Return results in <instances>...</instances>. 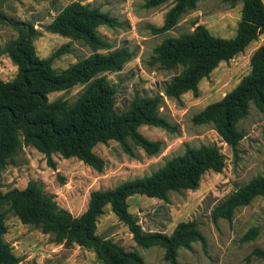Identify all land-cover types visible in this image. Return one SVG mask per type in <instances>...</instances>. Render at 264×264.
I'll use <instances>...</instances> for the list:
<instances>
[{
  "label": "trees",
  "instance_id": "1",
  "mask_svg": "<svg viewBox=\"0 0 264 264\" xmlns=\"http://www.w3.org/2000/svg\"><path fill=\"white\" fill-rule=\"evenodd\" d=\"M168 0H147V7L160 5ZM198 0H174L166 11L164 22L154 27L164 32L173 27L180 16L195 7ZM234 4L238 0H223ZM241 17L236 33L231 37L213 35L204 25H197L189 32L164 38L154 48V61L167 69L181 68L164 85V95L180 98L183 93L198 95V84L208 77L222 61H227L264 33V2L241 0ZM0 0V21H4ZM116 23L107 12L89 3L73 1L64 6L46 30L72 40H82L91 53L66 68L58 70L53 61L70 52L71 41L61 45L46 57H39L33 43L36 30L30 23H13L17 37L8 40L2 52L7 53L17 65L15 77L0 79V176L1 172L24 145H32L42 152L50 166H55L54 153L63 157H77L100 171L104 160L93 147L98 143L116 140L122 149L132 154V144L147 154H156L162 142L150 140L138 130L142 124L167 130L174 127L160 114L163 95H135L124 110L115 105L116 89L105 71H118L131 57L126 47L111 51L99 35L101 24ZM86 84L73 102L58 97L49 100L48 94ZM253 103L264 113V42L250 57V71L220 100L206 105L194 116L196 123H212L222 140L238 157V144L243 132L238 121L244 118ZM225 155L214 144L187 146L182 154L167 159L149 175L121 182L113 188L91 191L86 209L79 215L59 207L53 196L43 190L36 180L26 187L2 191L0 181V264H17L11 245L4 239L7 230L6 214L12 211L22 223L38 226L44 233H52L58 242L76 243L92 248L103 264H144L135 250H126L110 239L96 234L98 217L104 207L124 222L141 246L164 247V258L176 264L180 246L189 247L193 241L205 246V238L194 220L177 223L170 234L144 231L136 217L128 210V197L141 194L165 199L170 191L196 188L202 175L220 171ZM264 198V175H257L219 200L211 211L214 221L225 218L231 222L239 206L248 205L255 197ZM7 206V207H5ZM255 228L249 231L253 236ZM251 255L264 257V249L255 248Z\"/></svg>",
  "mask_w": 264,
  "mask_h": 264
},
{
  "label": "rangeland",
  "instance_id": "2",
  "mask_svg": "<svg viewBox=\"0 0 264 264\" xmlns=\"http://www.w3.org/2000/svg\"><path fill=\"white\" fill-rule=\"evenodd\" d=\"M73 1L97 6L115 19L113 26H98L99 35L108 44L107 49L99 51L126 47L131 52L130 59L120 70L102 72L116 89V108L124 110L135 95L159 93L163 95L160 114L174 130L147 124L139 126L141 134L163 144L162 149L152 155L133 144L132 154H128L113 139L96 144L93 151L104 160L100 171L77 157L65 158L59 153L52 155L55 166H50L42 152L23 144L1 172L2 191L14 187L22 189L30 180H36L59 207L77 216L86 209L91 191L113 188L123 181L149 175L167 159L182 154L187 146L214 144L225 155V164L220 171H206L196 188L170 191L165 199L133 194L127 199L128 210L144 231L170 234L177 223L196 221L205 238V246L198 240L191 242L189 247L180 246L176 264H264V257L251 255L255 248L264 249V198L258 196L248 205L237 207L231 222L225 218L214 221L211 216L219 200L251 178L264 175V113L251 103L247 115L238 121V128L244 135L238 144L237 158L212 123H196L193 119L206 105L220 100L232 90L250 71V57L264 42V33L201 79L198 95L186 92L178 99L164 95L165 83L181 68L167 69L154 61V48L164 38L189 32L197 25H204L216 36H233L241 17L242 1L231 4L223 0H198L173 27L155 32L153 28L163 24L165 13L174 0L154 7H147V0H1L5 18L0 21V79H13L18 70L8 54L2 52L4 44L18 35L13 23L33 25L36 30L33 43L39 57H46L61 45L72 42L70 52L54 59L53 67L58 70L92 52L82 40H72L45 28L64 6ZM85 86L78 84L55 91L49 93L48 98L61 97L73 102ZM5 223L7 230L3 237L19 257L17 264H103L92 248L58 242L52 233L22 223L12 211L7 212ZM252 228L256 229L253 236L249 235ZM96 234L117 242L126 250H135L142 256L144 264H171L164 258V247L139 245L109 205L97 219Z\"/></svg>",
  "mask_w": 264,
  "mask_h": 264
}]
</instances>
